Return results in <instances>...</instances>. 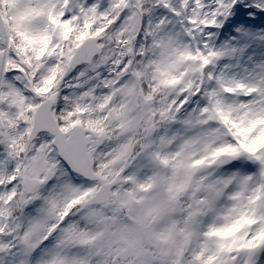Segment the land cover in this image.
<instances>
[{
  "label": "snow or ice",
  "instance_id": "snow-or-ice-1",
  "mask_svg": "<svg viewBox=\"0 0 264 264\" xmlns=\"http://www.w3.org/2000/svg\"><path fill=\"white\" fill-rule=\"evenodd\" d=\"M0 264H264V0H0Z\"/></svg>",
  "mask_w": 264,
  "mask_h": 264
}]
</instances>
